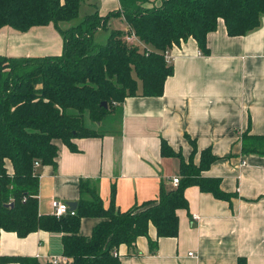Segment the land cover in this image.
I'll return each instance as SVG.
<instances>
[{
  "label": "crops",
  "instance_id": "obj_1",
  "mask_svg": "<svg viewBox=\"0 0 264 264\" xmlns=\"http://www.w3.org/2000/svg\"><path fill=\"white\" fill-rule=\"evenodd\" d=\"M102 1L101 16L119 9L118 0ZM114 19L126 30L121 17ZM114 19L109 20L111 28ZM62 48V37L51 24L24 33L0 29V56L54 57ZM206 48L203 54L192 38L170 48L172 74L163 95L126 98L120 111L90 126L111 125L99 137L73 140L76 152L56 140L55 164L36 170L39 213L53 214V201L77 203L80 180L95 185L104 206L114 193V205L122 211L155 199L161 184L175 188L172 178H181L179 159L161 156V141L185 163L193 142L194 165L205 149L215 157L201 176L218 179L230 197L186 188L188 207L176 210L177 235L159 237L151 251L148 239L156 238V230L150 225L148 235L136 240L137 253L119 246L121 264H236L240 258L245 264H264V154L249 151L264 142V15L256 29L240 37L228 36L219 19L206 37ZM113 115L118 117L116 128L115 121L107 120ZM6 167L12 174L10 162ZM99 220L83 217L79 233L89 236ZM61 238L60 232L45 230L24 237L1 231L0 255L41 264L51 257L64 262Z\"/></svg>",
  "mask_w": 264,
  "mask_h": 264
},
{
  "label": "trees",
  "instance_id": "obj_2",
  "mask_svg": "<svg viewBox=\"0 0 264 264\" xmlns=\"http://www.w3.org/2000/svg\"><path fill=\"white\" fill-rule=\"evenodd\" d=\"M81 1L0 0V29L24 33L51 24L63 41L60 56H0V233L24 237L37 230L60 232L67 261L59 264H121L119 246L126 245L129 254L137 253L136 240L148 235L150 225L156 230V238L148 239L151 251L159 237L177 235L176 210L188 207L186 188L196 186L216 198L230 197L220 189L218 179L201 176L215 160L210 150L201 152L196 166L193 142L185 163L162 140L161 156L180 161L181 178L175 188L161 184L155 199L122 211L114 205V193L109 206H104L95 185L80 180L74 214L59 217L38 211L39 176L33 162L54 165L56 140L76 152L73 140L99 137L86 120L100 123L120 111L126 98L161 97L172 74L165 51L192 38L206 54V37L217 29L219 19L228 36L246 35L259 26L264 0H118L117 11L101 16L95 7L78 25L61 29V23L77 17ZM120 17L148 53L126 44L119 30H111L105 44L94 41L95 33L107 29L110 19ZM113 102L118 106L113 107ZM249 151L264 154V142ZM83 217L100 218L89 236L79 233ZM8 262L41 264L28 257L0 255V264ZM236 264H245L244 259Z\"/></svg>",
  "mask_w": 264,
  "mask_h": 264
},
{
  "label": "rangeland",
  "instance_id": "obj_3",
  "mask_svg": "<svg viewBox=\"0 0 264 264\" xmlns=\"http://www.w3.org/2000/svg\"><path fill=\"white\" fill-rule=\"evenodd\" d=\"M112 1L114 2V0H112ZM102 5H103L102 0H82L77 17L70 22L61 23L59 25L60 28L61 29H67V28H70L72 26L78 25L84 19V17L86 15H88L94 11L95 7L97 10H99ZM112 19H114V18H112ZM113 22L114 23H112V25H113L112 28H111V26H109L107 29H100L99 31H97L95 33L94 41L96 43L105 44L110 31L114 30L115 28L119 31L122 30V32L125 31V28L123 29V27H124L123 22L119 21L118 19H114ZM110 23L111 22H108V25H110ZM113 116L114 117L107 118V120L115 121L112 124V127L116 128L118 125V117L115 115H113ZM86 123L89 126H92V128L95 126L94 124L90 123L88 120H86ZM109 126H111V125L107 124V126H106L105 124H103V125L95 127V130H97L99 133H101V132H104L107 128H109Z\"/></svg>",
  "mask_w": 264,
  "mask_h": 264
},
{
  "label": "built area",
  "instance_id": "obj_4",
  "mask_svg": "<svg viewBox=\"0 0 264 264\" xmlns=\"http://www.w3.org/2000/svg\"><path fill=\"white\" fill-rule=\"evenodd\" d=\"M123 41L128 45L137 47L139 50L145 51L148 53V50L145 48V45L135 36L133 31H131L128 26H127L126 30L124 31ZM164 59L167 62V64H171L173 62V58H172L169 50L164 52ZM112 106L117 107L118 104L113 102ZM40 165L41 164L39 161L33 162V168H34L35 172ZM171 183L174 187H176L179 183V178H177V177L172 178ZM52 207H53V214L57 217L65 215V214H70V215L74 214V210L70 209L69 205L66 203L53 201ZM197 218H198L197 216H195V215L193 216V219H197ZM189 254L191 255V253H189ZM48 262H50L51 264H59L60 262H62V259L59 257H51Z\"/></svg>",
  "mask_w": 264,
  "mask_h": 264
},
{
  "label": "water",
  "instance_id": "obj_5",
  "mask_svg": "<svg viewBox=\"0 0 264 264\" xmlns=\"http://www.w3.org/2000/svg\"><path fill=\"white\" fill-rule=\"evenodd\" d=\"M102 107L107 109V104L106 103H102ZM7 205H12V203H9ZM68 205H69L70 209L74 210L76 208L77 203L72 201V202H69Z\"/></svg>",
  "mask_w": 264,
  "mask_h": 264
}]
</instances>
